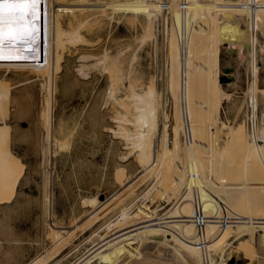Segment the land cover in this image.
<instances>
[{"label":"rangeland","instance_id":"rangeland-1","mask_svg":"<svg viewBox=\"0 0 264 264\" xmlns=\"http://www.w3.org/2000/svg\"><path fill=\"white\" fill-rule=\"evenodd\" d=\"M93 14H98V22L89 19L78 28L84 41L68 45L69 50L66 52L54 54L56 87L50 98L53 105L50 104V110L53 112L50 111L48 117L53 131L51 139H55V145L52 140V143L47 144L43 140L42 122L41 117L39 118L42 96L37 82L33 81L37 74H41L39 71L42 69L38 58L39 42L34 34L36 24L26 16L22 20L14 18L12 26L10 21H0L4 37L11 33L10 40L16 47L13 49L9 45V38L0 39V86L9 89L8 100L3 99L1 102L4 111L0 119V135H5V141L0 143L3 152H0V264H76L81 260L83 264H105L103 258L85 259L94 248L96 240L106 237L120 222L129 223L135 219L143 221L149 216L160 218L167 213H178L181 205L186 207L187 213H194L192 200L198 194L197 190L201 191L196 186L197 183H202L200 185L212 195H220L236 211L240 210L242 214L240 216L237 212L238 217L247 215L248 218L251 214V219L264 218V193H261V189L264 191V175L261 174L262 171L264 173V153L255 152V148L248 147L243 138L245 126L248 129L251 127L250 117L253 112L250 88L246 80L248 74L242 73L230 63H224L221 65L222 71L216 64L206 72L191 71L190 68V71L183 70L181 76L179 46L177 47V44L180 45L181 34L177 30L182 32L183 24L178 16L175 20L180 19L181 23H176L178 27L174 25L175 22L170 23V26L175 27L170 29L169 26L170 32L172 31L169 34L173 36L168 35L167 42L163 39L160 23L161 31L158 35L155 34L154 26L150 39L139 44L136 37L141 34V16L128 21L129 18L116 13L117 20L109 23L98 12ZM212 19L210 24L222 21L219 14ZM176 28L178 29L175 30ZM88 30L91 31L88 33ZM175 33L179 36H174ZM198 35H194L190 41L193 56L189 52V57L191 56L193 64L194 61L205 59V54L202 53L205 44L202 36ZM169 36L176 37V42ZM169 39L174 43L169 42ZM94 40L97 42H93ZM173 44L178 48L176 53L170 47ZM104 50L108 55L119 56L121 71H117V75L106 68L104 63L88 66L86 75L78 71L80 61L77 56L80 52L94 54L90 61L87 60L90 64ZM116 52L119 53L118 56ZM193 64H189V67H195ZM263 71L260 70V73ZM164 75H168L166 79L171 85L169 94L164 90ZM181 78L187 79L183 90L180 87ZM215 79L220 81L221 88L225 91L224 101L221 103L217 88L207 85ZM263 80L262 78L261 83L264 85ZM21 81L22 85L19 84ZM113 81H116L115 84ZM10 86L13 87L11 90ZM111 87L114 91L110 95L108 90ZM129 89L137 90L136 92L153 90L155 103H152L159 109L156 127L150 135L156 155L153 163L147 166L135 162L134 152L129 144L115 132L117 125L126 127L127 130L129 128L130 131L133 129L131 117L134 107L128 99L132 95V90ZM256 100L258 104L255 111L260 113L263 99L258 93ZM180 107H187L188 110L185 116L190 136L188 141L184 134V120L179 117ZM118 113L119 116H124L123 123L114 119L118 117ZM124 120L128 123L124 124ZM258 120L259 118L257 123ZM165 130L167 133L162 136V131ZM45 147L46 151H43ZM169 169H182L187 186L181 192L170 193L165 199V192L161 197L154 196L151 192L148 195L153 198L151 202L149 198L144 201L149 207L158 205L157 210L147 213L138 209L136 205L141 201L142 192L152 184V177L158 181L163 172H170ZM170 176L166 185L163 183V188L168 190L166 195L173 188L175 175ZM132 178L135 179L134 182L128 181ZM167 184H171L172 188ZM219 212H216L215 218L221 217ZM210 224L211 232H216V223ZM242 226L238 231L243 229L242 231L248 232L252 228L248 226L247 231L246 226ZM177 228L180 231L183 226ZM179 231L171 234L187 240L185 234ZM222 231L217 232L222 235ZM252 231H255L253 237L250 236L245 242V237L241 241L228 237L227 241L231 243L226 248V258L222 264H264V245L260 237V232L263 233L264 229L259 231L256 228ZM123 239L124 237L116 236L111 241L119 243Z\"/></svg>","mask_w":264,"mask_h":264},{"label":"bare ground","instance_id":"bare-ground-1","mask_svg":"<svg viewBox=\"0 0 264 264\" xmlns=\"http://www.w3.org/2000/svg\"><path fill=\"white\" fill-rule=\"evenodd\" d=\"M84 12L86 14H84ZM95 12H98L100 16H104L105 18H107L108 19L107 22L113 20L116 21L118 18V16L115 15L116 13L117 14L121 13V16H124L125 18H129L128 21L136 19L137 16L138 18H140L139 16H141L140 18L141 34L136 37L137 42L139 44H142L144 43V41L150 39V37L153 34L154 26L156 28L155 34L158 35V33L161 31L160 30L161 24H162V32L164 36L163 39H165L167 42L168 35H170L169 34L170 29L177 26L178 24L177 22H180L181 19L183 24V26L181 25L182 32L178 31L177 30L178 28L175 29L177 30V32L181 34L180 45L175 43L177 44V47L179 46L178 57L180 58L179 70L181 76L183 74V70L186 71L189 70L190 68L191 71L197 70L200 72L201 71L206 72L212 68V65H216V64H218V67L222 71L221 65L224 63H228V64L230 63L233 66H235L237 69L241 70L242 73L248 74L247 76L248 79L246 78V80L248 81L247 85L250 88V93H251L250 105L253 112L250 117L251 124L249 126L251 127L250 129H248L247 126H245V128L243 129V138L246 140L245 143L247 144L248 147L255 148L256 149L255 152L264 153V85L261 83V79L262 78L264 79V71L260 73V70L262 69L264 70V0H181L180 2L178 0H36L35 7L30 9V15H26V17L31 18L33 22L36 24V30L34 34L37 41L39 42L37 49L38 52H40V57L38 58H40V65L42 66V69L39 71L41 74L40 75L37 74L34 80L33 79L32 80L37 82L38 90H40L41 96L43 98V99L41 98L42 105L39 111L40 112L39 118L41 117L40 120L42 122L41 126L43 131V140L45 141V144L51 142L52 140L51 138L53 137V133L51 137V132L53 131H51V122L48 116L51 111L50 108L52 105L50 103L51 102L50 98L53 94V88L56 87V82L54 78L55 68L53 66L54 54L56 52H60V53L61 52L63 53L64 51L66 52L69 50L68 45L74 44L75 42L78 43L84 41L83 37L78 32V28L81 25L85 24L89 19H91L93 22H98L97 19L98 14L97 15L93 14ZM218 14L221 15L222 21L219 22L217 21L216 24H210V21L212 22L213 20L212 18ZM177 16L178 18H180L179 21L175 20V17ZM14 18L17 17L10 15L6 11L3 14V17L0 18V21L1 20L3 22L10 21L9 24H11L12 21L14 22ZM171 22L172 23L175 22L174 23L175 26L174 25L170 26ZM90 31L91 30H88L87 32L89 33ZM197 33L199 34L198 36H202L203 38L202 41H204L205 44V46L202 47L203 50L202 53L205 54V59L201 61L198 60L199 62L194 61L193 64V61L190 59L191 56L189 57V52L191 51L190 41L194 35H197ZM177 35L176 33L174 34V36ZM174 38L176 40V37ZM174 38H172L173 41ZM172 39H169L170 40L169 42H171ZM97 40L99 39L97 38ZM97 40L96 41L94 40L93 42H97ZM10 41L11 43L8 44L11 45L13 49H15L16 48L15 43L12 40ZM175 44L172 45L173 47L172 46L170 47L174 48L175 49L174 51L176 53L178 48L177 47L175 48L176 46ZM29 48L31 50V47ZM194 50H196V47ZM172 51L173 50H170V52ZM117 52H116V56H118L117 54H119ZM93 56L94 54L87 52H80L78 54L77 60L80 61V64L79 65L77 64L78 65L77 69L80 73L85 74L87 72V71L85 72V70H88L87 69L88 66L90 65L93 66L98 63H104L106 68H109V70L115 72L116 75L119 73V72L117 73V71H121V64H119L120 62H118L119 56L114 57V55H108L104 50L101 52L99 56L97 57L95 56L94 62L90 64L87 63V60H89ZM110 58L112 59V61H110ZM108 61H110V63H108ZM189 61L195 67L193 66L192 68L189 67L191 66L189 65L191 64ZM106 70L108 71V69ZM231 74L233 73H228V75ZM109 75L111 74L109 73ZM128 78L129 77H127V79ZM27 81L30 82V80ZM113 82H114L113 84H115L116 81ZM212 82L213 84H211ZM19 84L22 85V81ZM29 84H31V82ZM109 84L111 85L112 82ZM186 84H187V79L181 78L180 87L182 90L183 87L186 86ZM207 85H213L214 87H216L217 90L219 91V98L222 99L220 100V103L221 101H224L223 93L225 91L221 88L220 81L215 79L211 82H208ZM133 86L131 85V87ZM113 87H111L108 90L109 94L113 93L114 89L113 91L111 90ZM9 88L11 90V88L13 87L10 86ZM149 88L150 87H148V89ZM8 90L9 89L6 86L4 87L0 86V119H2L1 118L3 114L2 112L4 111L1 102L3 99L8 100L7 99L9 98ZM129 90L131 91L132 89ZM136 91L132 90V92H130L132 93V95L129 94L131 97L130 96H129L130 98L128 97V99L132 101L133 103L132 105L134 107L133 108L134 114L133 117H131L132 118L131 123L133 125L129 122V124L133 126V129L130 131L129 128L127 130L125 129L126 127L124 128L121 127L120 125H117L116 126L117 130L115 132L118 133L117 135L120 134V138L121 137L124 138L126 140V143L129 144V147L134 152L135 162L147 166L153 163V159H154L153 157L156 155L154 150L155 147L153 145L152 137L150 135L153 133V128L156 127L155 122L157 120L156 118H157L158 108L156 104L153 105V103H155L153 102L154 93H155L153 90L152 92L151 90L150 91L142 90V92L141 91L136 92ZM257 93L263 99L260 113L258 111L257 112L255 111V108H257V104H258L256 100ZM225 95L226 94H224V96ZM214 97H216L217 99V96ZM187 111H188L187 107H183V108L180 107L179 117H181L182 120H183V112L185 118ZM119 115L120 114L118 113V117H114V119L116 118L118 122L123 123L124 116L123 115L119 116ZM258 118L260 124L259 122L257 123ZM125 121L126 120H124V124L128 123ZM179 125L180 124H178V126ZM110 130L112 133L115 134L113 129ZM162 132H163L161 134L162 136H165V132L167 133L166 130ZM173 133L175 134V131H173ZM177 134L178 133H176V135ZM2 135L5 136L4 134ZM3 136L0 135V143L2 141H5ZM173 140L174 139H172V142ZM53 141L55 142L54 138L52 142ZM132 145H134L135 147L134 146L132 147ZM124 146L128 147L126 145ZM43 151H46V147L44 148ZM0 152H2L1 149ZM129 154H131V152ZM170 169H169L170 172L168 171L163 172L162 177L158 181L155 180V177H152L153 179L152 184L148 188H146L147 190L142 192L140 196L141 201L140 203H138V205H136L138 209H143L147 213L154 212L155 210H157L158 205H156L155 207H149L145 203L146 201L145 199L149 198L148 199L149 202H151V200L153 199L152 197H148V195L151 194V192L153 193L154 196H159V197H161L160 195L161 194L163 195L165 192L163 196V199H165L167 196L170 195V193L172 194L178 191L181 192V189L187 186V183L184 182L183 179L184 177L182 174L183 170L182 169L170 170ZM172 172L175 176H173ZM261 174L264 175L263 171ZM170 175L173 176V181H172L173 188L170 187L171 184L170 185L167 184V186L169 185V187L173 189V192L172 189H170V191L166 195V192L168 190L163 188V186L164 184L166 185L165 182L168 181L167 179H169ZM262 179L264 181V177H262ZM128 181L134 182L135 179L132 178ZM200 184L198 183L196 184L198 189H201V191L199 192L197 190L198 194H196L194 196V199L192 200V208L194 213H200L199 216L203 217L202 221L205 222L204 227H205L206 237H205V242L203 244V248L208 256V259L205 262H203L201 259V255H200L201 251H199L195 245V230L192 222L193 219L191 218L193 213L192 214L187 213L186 212L187 209L184 205L180 206V212L174 214L167 213L165 214V216L160 218H157L155 216H149L145 218L143 221L141 219H135L130 221L129 223L126 222H124L123 224L122 222L118 223V225H116L117 227L114 230H112L110 234L106 235V237L103 238L102 236V239L100 240L94 239L96 240L95 244H93L94 248L92 249L91 252L89 251L90 253L85 257V259L86 258L90 259L93 257H95L96 259L103 258L102 261H104L105 264H222V261H224V259L226 258V254H225L226 248L231 243V241H227L228 237H230V239L232 238L233 240H237V241L238 240L241 241L243 240V237H245L246 239L244 238L243 241L244 242L246 240L248 241L249 238L253 237V234L255 233V231L252 230L254 229L256 230V228H258L259 231H261V229H264L262 226L264 225V218L260 220L251 219L249 218L251 214L247 218L246 214L248 213L246 214L244 213L245 211H247V209L243 212L246 216L238 217L237 212H239L240 210L236 211V208L233 205L231 204L229 205L228 203H226L223 200V198L220 197V195L217 194L212 195V193L209 190L204 189ZM261 193H264V191L262 192V189H261ZM194 200L196 201V204H194ZM133 201L136 202L135 200ZM249 201L250 199L248 200V204ZM248 204L247 202H245L246 207L248 206ZM219 210L225 212L226 218H230L225 220L226 223L223 224L218 223L220 222V220H218V218H215V214L217 211L219 212ZM240 213L241 212H239V215ZM212 222H214V224L216 223V225H214V228L215 227L218 228V230H216V232L213 233L211 232L212 225L210 224ZM242 225L246 226L245 228L247 229V231L249 230L248 228L251 226L252 228L253 226H256V228L253 229L251 228L248 232L242 231L243 229L238 231V228ZM177 226H183V229L181 228V230L179 231V228H177ZM260 226L262 227L259 228ZM228 229L232 230V232L228 231ZM220 230L221 231L223 230L225 232L223 233L222 231V235H219V232L217 231ZM177 231L185 234L186 236L185 239L187 240H184L183 238L174 237L171 234V232H177ZM251 231L253 232L252 234L250 233ZM262 231L260 232V237L262 240V245H264L263 243L264 232L262 233ZM231 234L233 237L231 236ZM116 236L124 237V239L121 240V242L119 243H112L111 239H113ZM192 241H194V243H192ZM214 255L216 256V258H214ZM80 256L81 255H79V257ZM217 258H219L218 263H216ZM80 262L76 264H81L82 262L81 263Z\"/></svg>","mask_w":264,"mask_h":264},{"label":"snow or ice","instance_id":"snow-or-ice-1","mask_svg":"<svg viewBox=\"0 0 264 264\" xmlns=\"http://www.w3.org/2000/svg\"><path fill=\"white\" fill-rule=\"evenodd\" d=\"M36 0H0V18L7 11L10 15L23 19L30 15V9L35 7ZM12 38L11 33L7 37L3 35V25L0 24V39Z\"/></svg>","mask_w":264,"mask_h":264},{"label":"built area","instance_id":"built-area-1","mask_svg":"<svg viewBox=\"0 0 264 264\" xmlns=\"http://www.w3.org/2000/svg\"><path fill=\"white\" fill-rule=\"evenodd\" d=\"M181 104L183 106L182 102H181ZM183 120H184V134H185L186 140L188 141V139H190V136H189V133H188L187 128H186L184 112H183ZM194 204H196L195 200H194ZM224 213L225 212H220L219 215L221 217H218V220H220V222H218V223H222L223 224V223H226L225 220L230 219V218H226ZM191 218L193 219L192 222H193L194 230H195V245L198 248V250L201 251V253H200L201 259H202L203 262H205L208 259L207 253L205 252V250L203 248V244L205 242V237H206L205 227H204L205 226V222L202 221L203 217H200L198 213H193Z\"/></svg>","mask_w":264,"mask_h":264},{"label":"crops","instance_id":"crops-1","mask_svg":"<svg viewBox=\"0 0 264 264\" xmlns=\"http://www.w3.org/2000/svg\"><path fill=\"white\" fill-rule=\"evenodd\" d=\"M168 75H164V78H165V83H164V90L168 92L169 94V83H168V78H167ZM167 78V79H166ZM168 89V90H167Z\"/></svg>","mask_w":264,"mask_h":264}]
</instances>
